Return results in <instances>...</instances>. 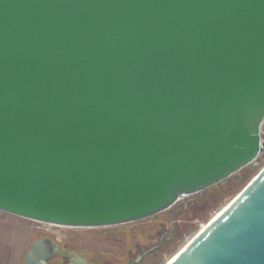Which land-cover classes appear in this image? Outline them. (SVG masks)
I'll return each instance as SVG.
<instances>
[{
  "label": "water",
  "instance_id": "water-1",
  "mask_svg": "<svg viewBox=\"0 0 264 264\" xmlns=\"http://www.w3.org/2000/svg\"><path fill=\"white\" fill-rule=\"evenodd\" d=\"M263 121L264 0H0L1 212L149 218L240 179ZM61 254L37 237L20 264ZM167 264H264V166Z\"/></svg>",
  "mask_w": 264,
  "mask_h": 264
},
{
  "label": "rangeland",
  "instance_id": "rangeland-1",
  "mask_svg": "<svg viewBox=\"0 0 264 264\" xmlns=\"http://www.w3.org/2000/svg\"><path fill=\"white\" fill-rule=\"evenodd\" d=\"M264 137V128H261ZM264 166V151L253 165L243 169L237 183L220 194L218 204L212 208L210 200L199 199L200 194L179 201L160 214L124 225L74 228L46 224L17 217L16 245L20 264L31 241L37 237L52 238L61 251L70 250L85 257L91 264H129L138 252L156 245L162 237V246L155 255H148L140 264H164L183 247L206 223L224 207ZM227 182H231L229 178ZM205 192V191H204Z\"/></svg>",
  "mask_w": 264,
  "mask_h": 264
},
{
  "label": "crops",
  "instance_id": "crops-1",
  "mask_svg": "<svg viewBox=\"0 0 264 264\" xmlns=\"http://www.w3.org/2000/svg\"><path fill=\"white\" fill-rule=\"evenodd\" d=\"M16 216L0 211V264H12L18 258Z\"/></svg>",
  "mask_w": 264,
  "mask_h": 264
},
{
  "label": "trees",
  "instance_id": "trees-1",
  "mask_svg": "<svg viewBox=\"0 0 264 264\" xmlns=\"http://www.w3.org/2000/svg\"><path fill=\"white\" fill-rule=\"evenodd\" d=\"M237 182H238L237 179L231 178V182H227V185L217 184L213 187H210L207 190H205V192H202L200 194L199 199H202L203 201L206 199L210 200L212 203H214L211 206V208H212L214 205L218 204L219 199H221L220 194L224 195L226 193L227 188H229L230 185H233L234 183H237ZM157 253H158V251L154 252L152 255H155ZM59 262H60L59 259L53 258L50 261V264H59Z\"/></svg>",
  "mask_w": 264,
  "mask_h": 264
},
{
  "label": "flooded vegetation",
  "instance_id": "flooded-vegetation-1",
  "mask_svg": "<svg viewBox=\"0 0 264 264\" xmlns=\"http://www.w3.org/2000/svg\"><path fill=\"white\" fill-rule=\"evenodd\" d=\"M261 128H264V121H263V123H262V125H261ZM235 179H236V178H235ZM56 227L59 228V226H56ZM160 240H161V245H160L159 249L161 248L162 243H163V241H162V237L160 238ZM160 240H159V241H160ZM159 249L156 250V251H154V252L159 251ZM154 252H153V253H154ZM70 253H72L70 250L62 251V254H61V255L54 256L53 258H57V259H59V261H60L59 264H70V263H72V260H73V258L69 256ZM153 253H151V255H152ZM53 258H52V259H53ZM52 259H51V260H52ZM140 263H141V262H140Z\"/></svg>",
  "mask_w": 264,
  "mask_h": 264
},
{
  "label": "bare ground",
  "instance_id": "bare-ground-1",
  "mask_svg": "<svg viewBox=\"0 0 264 264\" xmlns=\"http://www.w3.org/2000/svg\"><path fill=\"white\" fill-rule=\"evenodd\" d=\"M228 203H229V202H228ZM226 205H227V204H226ZM226 205H225V206H226ZM225 206H224V207H225ZM224 207H222V208H221V209H220V210H219V211L213 216V218H214V217H215V216H216V215H217V214H218V213H219ZM213 218H212V219H213ZM206 224H207V223H206ZM205 227H206V225H205ZM205 227H204V228H205ZM204 228H203V229H204ZM203 229H202V230H203ZM200 231H201V230H200ZM182 248H183V247H181L178 251H180ZM178 251H177V252H178ZM177 252H176V253H177ZM176 253H175V254H176ZM175 254H174V255H175ZM174 255H172V256H171V257H170V258H169L164 264H167V263L171 260V258H172Z\"/></svg>",
  "mask_w": 264,
  "mask_h": 264
}]
</instances>
